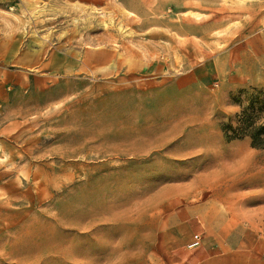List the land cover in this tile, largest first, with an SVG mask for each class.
<instances>
[{
    "label": "rangeland",
    "instance_id": "rangeland-1",
    "mask_svg": "<svg viewBox=\"0 0 264 264\" xmlns=\"http://www.w3.org/2000/svg\"><path fill=\"white\" fill-rule=\"evenodd\" d=\"M249 87L264 0H0V264H264V201L213 166L264 159L219 129Z\"/></svg>",
    "mask_w": 264,
    "mask_h": 264
},
{
    "label": "bare ground",
    "instance_id": "bare-ground-1",
    "mask_svg": "<svg viewBox=\"0 0 264 264\" xmlns=\"http://www.w3.org/2000/svg\"><path fill=\"white\" fill-rule=\"evenodd\" d=\"M217 147V146H216ZM213 166L218 168L217 183L233 189H249L240 195L247 200L264 201V159L243 148L216 151Z\"/></svg>",
    "mask_w": 264,
    "mask_h": 264
},
{
    "label": "trees",
    "instance_id": "trees-1",
    "mask_svg": "<svg viewBox=\"0 0 264 264\" xmlns=\"http://www.w3.org/2000/svg\"><path fill=\"white\" fill-rule=\"evenodd\" d=\"M239 93L242 99H232L238 112L228 122H219L224 140L247 138L251 147L264 151V90L249 87Z\"/></svg>",
    "mask_w": 264,
    "mask_h": 264
},
{
    "label": "crops",
    "instance_id": "crops-1",
    "mask_svg": "<svg viewBox=\"0 0 264 264\" xmlns=\"http://www.w3.org/2000/svg\"><path fill=\"white\" fill-rule=\"evenodd\" d=\"M203 101V100H202ZM202 101H198V104L200 103H202ZM142 124H144L143 125V127L144 128H149L150 126H152V124L150 123H147L146 121H143V123ZM146 125V126H145ZM162 125H164V123H158V124H156V125H154L153 124V127H158V128H162L163 126ZM220 129V128H219ZM221 131V130H220ZM222 133V132H221ZM147 134V133H146ZM158 134L160 135V136H155V138L154 139H152V140H150V141H143L142 142V144H140V146L138 147V148H136L137 149V151L138 152H140V153H147V152H149V151H151V150H161V149H164V147H165V143H164V132H160V131H158ZM223 136V135H222ZM214 137H216L217 139H218V141H219V144L221 145V142H220V140H219V138L217 137V136H214ZM224 138V137H223Z\"/></svg>",
    "mask_w": 264,
    "mask_h": 264
},
{
    "label": "built area",
    "instance_id": "built-area-1",
    "mask_svg": "<svg viewBox=\"0 0 264 264\" xmlns=\"http://www.w3.org/2000/svg\"><path fill=\"white\" fill-rule=\"evenodd\" d=\"M199 240H200V233H195L193 236V243L194 245L199 244Z\"/></svg>",
    "mask_w": 264,
    "mask_h": 264
}]
</instances>
